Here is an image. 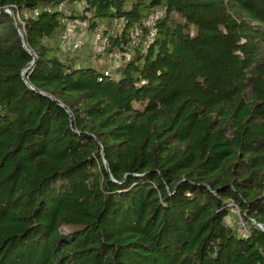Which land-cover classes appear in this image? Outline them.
<instances>
[{"label":"trees","instance_id":"1","mask_svg":"<svg viewBox=\"0 0 264 264\" xmlns=\"http://www.w3.org/2000/svg\"><path fill=\"white\" fill-rule=\"evenodd\" d=\"M62 1L0 0V264H264V0Z\"/></svg>","mask_w":264,"mask_h":264},{"label":"built area","instance_id":"2","mask_svg":"<svg viewBox=\"0 0 264 264\" xmlns=\"http://www.w3.org/2000/svg\"><path fill=\"white\" fill-rule=\"evenodd\" d=\"M85 3H80L78 10L85 15L88 14L85 11ZM60 11L65 13L66 15H71V10L69 9V5L66 0H63L59 7ZM5 11L13 15L11 9L7 8ZM32 15L37 16L38 12H33ZM164 11H155L150 14L147 20L144 23V29L147 30L146 33V43L151 44L157 37L158 30L157 24L158 22L164 18ZM115 26H118L120 29H123L125 26L124 21L117 22L115 21ZM144 29H135L131 34V43L132 47H137L139 45V39ZM90 32V23L88 20H76V19H67L65 20V29L61 37V49L64 55H72L76 53L79 49L83 48L85 45V38L87 34ZM106 27L100 26L97 30L94 31V43H93V54L95 56H100L102 59H107L111 63V68L105 71V76L108 77L113 74L114 70L120 69L126 62L133 58V51H113L109 52L110 43L108 38L105 36ZM229 207L232 209L233 214L238 215L237 226L241 235L246 236L249 233L248 222L241 215L238 208L230 203ZM229 219L227 220L228 225H232L229 223ZM254 225H256L259 229L264 231V226L251 220Z\"/></svg>","mask_w":264,"mask_h":264},{"label":"rangeland","instance_id":"3","mask_svg":"<svg viewBox=\"0 0 264 264\" xmlns=\"http://www.w3.org/2000/svg\"><path fill=\"white\" fill-rule=\"evenodd\" d=\"M93 43H94V31H90L86 38H85V46L83 48V52H85V54H89L92 50H93ZM102 64L107 63V61H105L104 59L101 62ZM98 67L102 66L100 63L99 65L96 64ZM238 220V215L237 214H232L231 218L229 219V223H237Z\"/></svg>","mask_w":264,"mask_h":264}]
</instances>
